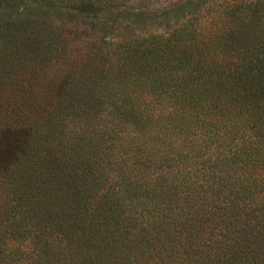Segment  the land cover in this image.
<instances>
[{
    "label": "trees",
    "instance_id": "obj_1",
    "mask_svg": "<svg viewBox=\"0 0 264 264\" xmlns=\"http://www.w3.org/2000/svg\"><path fill=\"white\" fill-rule=\"evenodd\" d=\"M206 1L146 38L150 0H0V264H97L107 239L136 264H264V23L201 48ZM79 9L132 31L107 52L34 17ZM106 58L89 104L75 77Z\"/></svg>",
    "mask_w": 264,
    "mask_h": 264
},
{
    "label": "rangeland",
    "instance_id": "obj_2",
    "mask_svg": "<svg viewBox=\"0 0 264 264\" xmlns=\"http://www.w3.org/2000/svg\"><path fill=\"white\" fill-rule=\"evenodd\" d=\"M187 0H150L149 7L144 12L148 15L151 13H156L159 18H157L156 23L152 24L147 27H143L142 30L146 31L145 37H150V34H156V35H166L167 32L170 30L173 31L175 28L179 27L178 24H183L185 21L181 19L182 17V11L179 8L180 5L184 4ZM206 9L203 11L202 14H204V22L208 24L209 26H212L213 29L210 32H205L203 34V29L196 30L195 39L199 40V45L201 48L210 47L214 50L217 46V41H213L212 38L209 37V34L214 33V35L218 36L217 30L221 32L222 34H227L230 36L238 29L247 30L249 28V32H252V27H255L256 29L259 28L260 25L264 23V17H261V14H253L250 17L246 14L250 13L251 10L246 11H239L237 14H235L230 19V9L227 8H216L213 6V3L216 4H222V5H228L233 6L237 3H241L242 0H210L206 1ZM175 5V6H174ZM264 5V0H244V7L261 10ZM114 11V16L117 13V17H127L126 12L119 8H112L110 9ZM121 10V11H120ZM92 11L86 10L83 11L82 9L79 10H72V11H65L61 10L57 13L51 12V17L41 16L39 15L34 17L36 19H40L41 17H44L45 20H49L51 22H55L58 24V26H62V24H67L64 27L66 31L71 33H87L93 35V40H91V45L94 46V44L99 45L100 48H102L105 51H109L110 49L115 47V43L117 44L119 38L118 36L126 35L129 32L132 31L131 25L127 24L126 22H121L120 20L117 21L113 26L110 24L107 26L106 31L105 28L101 25L102 21L99 20L101 14H99L97 17L91 13ZM188 12L186 11L185 14ZM113 18V16L111 17ZM62 22H60V20ZM60 22V23H59ZM212 24V25H211ZM111 28V29H110ZM255 29V30H256ZM104 32H107L106 34ZM166 32V33H165ZM249 35V33H248ZM89 36V35H88ZM90 40V37L88 39ZM107 51V52H108ZM208 51V49L206 50ZM117 64V60L115 58H106V61L103 63H87V65L84 66L83 69H81L80 73L76 75V84L79 89V93L82 97L85 99H89L88 103L93 104L95 101L92 99L93 94L96 95L95 97H98L100 94V91L97 88L96 82L95 86L97 89V92L87 90L84 88L86 84H90L93 81H97V79L100 77V75L107 74V70L111 68V66H115ZM98 84V83H97ZM114 85V84H112ZM117 93H120L119 91L115 92V96H117ZM105 193L104 190H100L97 193L93 192L92 197L100 199L102 195ZM95 201L93 199L88 202L85 207L93 206ZM33 240L32 238H30ZM32 242V241H30ZM136 242L134 239L133 243ZM114 244L111 243V241H108L107 244L101 245V253L98 255V262L97 264H136L135 259L131 258L132 253L128 252L126 249H120L114 251V248L112 247ZM121 248V246H120ZM100 257V259H99Z\"/></svg>",
    "mask_w": 264,
    "mask_h": 264
}]
</instances>
